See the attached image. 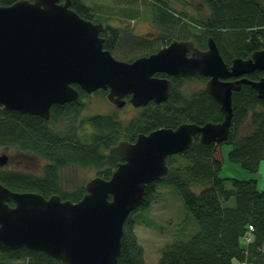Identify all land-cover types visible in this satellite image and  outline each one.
<instances>
[{
	"label": "water",
	"instance_id": "obj_1",
	"mask_svg": "<svg viewBox=\"0 0 264 264\" xmlns=\"http://www.w3.org/2000/svg\"><path fill=\"white\" fill-rule=\"evenodd\" d=\"M72 2L19 0L0 5V106L49 120L53 104L79 99L75 84L86 93L108 90V98L119 107L126 94H132L136 106L161 103L168 99L172 83L157 73L201 74L209 77L206 91L224 115L221 122H185L139 134L135 142L121 140L109 151L123 161L109 179H90L79 201L14 191L0 182V252L26 247L64 264H117L124 224L144 202L147 185L166 175L167 157L188 150L197 135L205 144L226 141L233 92L243 83L264 99V77H246L264 70V49L248 59L234 58L229 67L212 37L208 49L196 50L192 57L187 52L193 42L175 40L129 62L104 48L103 23L81 17ZM8 161L7 154L0 156V166Z\"/></svg>",
	"mask_w": 264,
	"mask_h": 264
},
{
	"label": "trees",
	"instance_id": "obj_2",
	"mask_svg": "<svg viewBox=\"0 0 264 264\" xmlns=\"http://www.w3.org/2000/svg\"><path fill=\"white\" fill-rule=\"evenodd\" d=\"M17 1L0 0V5ZM114 1L127 3L131 6L128 16H136V0ZM155 1L158 13L153 15V20L167 32L162 36L167 35L164 44L171 38L198 34V41L207 47L208 39L212 37L229 67L234 58L246 59L254 51L264 48V0H204L209 13L202 19L167 9L166 0ZM73 6L82 17L93 19V9L82 1L75 0ZM120 33L119 28L108 25L104 47L117 58L131 60L133 56L116 54L118 40L132 39V36ZM159 46L153 48V52ZM246 77L257 81L264 77V70H255ZM182 86V80H176L169 99L163 104L153 103V109L143 114L142 127L153 124V130L177 128L185 122L203 125L224 119L220 105L205 88L187 91ZM84 95L81 90V96ZM232 106L231 131L224 141L233 144L229 158L251 173H257L264 160V99L250 84L243 83L241 89L233 92ZM82 108L80 100L58 108L55 106L48 121L39 115L0 106V146L17 147L47 161L41 174L0 167V182L14 191L38 192L45 197L59 194L63 200L79 201L87 192L85 185L65 189L62 169L70 165L93 166L98 168L99 176L109 179L122 161L119 156L109 153L110 148L122 139L135 137L133 134L139 131H134V121L124 124L115 112L81 117ZM52 123L63 124L53 127ZM245 125L249 131L242 134L240 131ZM216 146V143H202L196 136L188 150L169 156L167 174L160 182L147 185L144 202L132 212L148 210L160 197L158 186L165 185L175 188L182 196L185 208L196 219L198 230L167 243L161 250L158 264H236L243 261L264 264V190L259 189L256 177L220 176L222 162L215 158ZM231 199L234 203L228 204ZM131 214L124 224L117 264H146L145 249L138 239L136 220ZM250 226L254 230L250 242L244 246L242 240ZM0 264L64 263L44 251L21 247L0 252Z\"/></svg>",
	"mask_w": 264,
	"mask_h": 264
},
{
	"label": "rangeland",
	"instance_id": "obj_3",
	"mask_svg": "<svg viewBox=\"0 0 264 264\" xmlns=\"http://www.w3.org/2000/svg\"><path fill=\"white\" fill-rule=\"evenodd\" d=\"M86 5L90 6L95 13L94 16L107 24H114L119 27L120 34L132 36L133 32L153 36V48L156 49L164 42L167 33L161 29L154 20L153 15L157 14V3L155 0H136L134 7L136 16L128 17L127 13L131 12L130 7L125 2H115L114 0H81ZM167 9L176 11L177 13L186 12L192 18H205L209 10L203 3L204 0H166ZM203 3V6L200 4ZM161 4V3H159ZM130 11V12H129ZM134 11V10H133ZM127 15V16H126ZM128 17V18H127ZM190 20V19H189ZM193 19H191V22ZM174 35L177 34L173 33ZM170 34V35H173ZM140 52H133L134 55H140ZM116 54L119 56L132 57L130 52H123L117 49ZM202 85V84H201ZM195 82H186L185 89L191 91L201 86ZM83 102L88 109L86 114H108L116 112L121 120H127L125 116L133 113L132 110L114 107L108 100L104 99L100 94L94 97H84ZM248 125H245L240 133H248ZM233 149V144L223 142L217 144L215 158L222 162L220 176L222 177H237L248 179L256 177L258 179V187L264 190V160L261 161L259 171L251 173L244 168L240 163L232 161L229 158V153ZM7 154L9 161L4 168L19 169L30 171L36 174H41L46 160L32 153L22 152L17 147L0 146V156ZM1 167V166H0ZM98 168L93 166L70 165L61 170V180L63 186L67 190H72L78 184H86L90 179L98 175ZM173 186H158L160 197L155 201L148 210H139L132 213L136 220V233L138 239L145 249L146 264H158L161 257L162 248L169 242L178 237H188L198 230L197 221L192 216V213L185 208L184 200L179 195ZM198 192L200 188H195ZM231 199L228 204H233ZM251 240V234L247 233L244 236L242 243L244 246ZM236 264H240L237 262Z\"/></svg>",
	"mask_w": 264,
	"mask_h": 264
},
{
	"label": "flooded vegetation",
	"instance_id": "obj_4",
	"mask_svg": "<svg viewBox=\"0 0 264 264\" xmlns=\"http://www.w3.org/2000/svg\"><path fill=\"white\" fill-rule=\"evenodd\" d=\"M74 1L75 0H73V2ZM73 2L71 4V8L76 10L74 8V6H73ZM89 20H91L93 23H103L105 28H104L103 31H101L100 35L102 37H104V39L106 40V38L104 36V33H105L108 25H110V24H107L106 22H102L100 19H98V18H96L94 16H93V19H89ZM197 36H198V34H191V35H188L185 38L184 37H182V38H180V37L171 38L170 42H172L174 40H182V41H191V42H193V46L190 47L188 52H187L188 57H192L195 54L196 50L201 52V51H205L206 49H208V44H207V47H205L204 44H202L201 42L198 41L199 39L197 38ZM153 39H154L153 36H146V35L141 34V33L138 34V33L133 32L132 39H130V41L118 40V45L117 46H118L119 50H123V52H126V51L130 52L131 55H133L135 58H137V57H141V56H149V55L157 52L160 48H162V47H164V46H166V45H168L170 43L168 41L169 40L168 39L166 41L167 44H164L165 42L161 43L159 48L156 51L153 52ZM140 51H141V54L139 53L140 55H134L133 54V52H140ZM252 54H251V56H252ZM251 56L247 57L246 59L250 58ZM135 58H133V59H135ZM159 74H164V73H157L156 75L159 76V77H167V78H169L171 80L172 90H173L175 81L179 80V79L182 80V83H183L182 88L183 89H185L186 82H195V81H197V84H200V85L202 84L200 87H198L196 89L205 88V85H206L207 81L209 80V77H207L205 75H201V74H190V75H186V76H184V75L174 76V75H167V74H165V76H161ZM74 87L77 88L79 90V92H80V97H79L78 100H80L82 102V105H83V108H82L81 114H80L81 117L89 116V114L88 115L86 114V111L88 109L85 107V104L83 102L84 97L90 96L92 98V97H94L97 94H100L104 99L108 100L114 107H117V108H120V109L125 108V109H127V111L132 110L133 113L131 115H129V116H125L124 115V117L128 118V119L125 120V121L122 120L124 124H129V123L134 121L135 124H136V126L134 127L135 128L134 131H139L138 133L133 134V135H135V137H130V139H122V140H127V141H130V142H135L139 134H142V133L149 134V133H151L153 131V124H148V125L142 127L143 124H144V122H143V114L145 112H147L148 109H153V103L154 104H163L169 99V97L171 95V93H170L168 99L166 101H164V102H161V103H156L154 100H151L146 105L136 106L134 104V102L132 101V94H126L121 100V102L123 103L122 106L119 107L117 105L118 104L117 101H115V100L112 101V100H110L108 98V93H109L108 90L98 89L97 91H94L93 93H85L86 95H84L82 97L81 96L82 88L79 85H76V84L74 85ZM172 90H171V92H172ZM78 100H75V101H78ZM66 103H69V102H65V103H62V104L61 103L53 104L51 106V108H50V112H51V109L54 108L55 106H57V108H58V106H62L64 104H66ZM29 115H31V114H29ZM91 115H93V114H91ZM48 121H50V119ZM62 124H60V123H52V126L53 127H57V126H61ZM150 125H152V126H150ZM141 131H144V132H141ZM164 177H161V178L155 180L154 182H160L161 180H163Z\"/></svg>",
	"mask_w": 264,
	"mask_h": 264
},
{
	"label": "built area",
	"instance_id": "obj_5",
	"mask_svg": "<svg viewBox=\"0 0 264 264\" xmlns=\"http://www.w3.org/2000/svg\"><path fill=\"white\" fill-rule=\"evenodd\" d=\"M251 229H253V227L251 226ZM243 264H246V263H243Z\"/></svg>",
	"mask_w": 264,
	"mask_h": 264
},
{
	"label": "clouds",
	"instance_id": "obj_6",
	"mask_svg": "<svg viewBox=\"0 0 264 264\" xmlns=\"http://www.w3.org/2000/svg\"><path fill=\"white\" fill-rule=\"evenodd\" d=\"M262 186H264V185H262Z\"/></svg>",
	"mask_w": 264,
	"mask_h": 264
}]
</instances>
